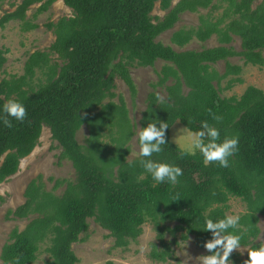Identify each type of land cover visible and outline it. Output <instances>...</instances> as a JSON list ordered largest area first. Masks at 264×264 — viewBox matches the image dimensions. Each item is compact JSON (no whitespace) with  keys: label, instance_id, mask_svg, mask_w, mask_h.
Listing matches in <instances>:
<instances>
[{"label":"trees","instance_id":"16d2710c","mask_svg":"<svg viewBox=\"0 0 264 264\" xmlns=\"http://www.w3.org/2000/svg\"><path fill=\"white\" fill-rule=\"evenodd\" d=\"M41 1L23 0L14 11H6L0 28L15 19L25 21L23 30L36 28L37 24L26 19V11ZM55 1L44 0L39 11L48 10ZM253 1L237 0L236 6L231 5L240 16L226 31H221L216 21L214 25L202 23L195 31L176 30L171 37L172 43L184 47L193 34L205 41L216 32L221 43H230V33H237L240 50L220 45L178 51L158 37L175 27L185 11L215 9V0H64L73 15L46 24L56 34L54 42L29 55L23 75H6L0 80V117L10 99L22 103L28 113L23 122L8 117L11 128L0 119V183L18 171L21 159L34 150L44 127L58 142L60 159L71 162L75 178L56 180L54 188L66 186L61 194L46 190L41 176L29 182L25 202L9 209L7 217H34L23 230L15 229L3 246L0 260L4 264L16 257L20 264H33L43 242H48L45 252L50 254L45 264L78 263L72 244L84 239L81 234L88 230L89 218L109 231L114 247H128L150 221L159 240V245L152 244L150 256L165 262L173 257L172 246L190 235L204 247L213 238L204 230L205 219L224 218L231 196L245 202L247 211L240 216V227L228 231L241 235V245L248 249L264 244L258 241V223L264 215V90L249 85L240 96L222 94L234 83L243 82L238 76L242 65L232 64L228 58L239 56L245 64L264 67V0L255 8ZM157 6L164 15L154 12ZM7 51L0 48V70L7 62ZM53 54L61 63L52 62ZM158 59L165 63L158 71L160 79L151 84L154 89L146 98L140 123L141 128L148 123H167V144L149 158L138 155L130 159L134 123L123 95L119 94V101L113 100L118 95L115 79L123 80L136 97L131 69L153 67ZM222 60L226 63L224 73L214 67ZM37 70L46 79H39L34 86ZM230 75L236 77L222 87L221 82ZM160 87L166 92L164 104L156 100L160 91L155 89ZM208 109L222 120H214ZM205 120L219 129L218 142L225 137L239 138L238 151L229 158L227 168L217 163L205 166L198 150L194 156L181 157V147L170 139L175 121L196 132ZM84 125L88 134L79 141L78 132ZM141 159L179 166L183 175L174 186L157 184L141 166ZM4 201L0 195V204ZM167 232L173 235L171 240L166 238ZM230 259L244 264L248 251L245 257L234 251Z\"/></svg>","mask_w":264,"mask_h":264},{"label":"rangeland","instance_id":"374dc122","mask_svg":"<svg viewBox=\"0 0 264 264\" xmlns=\"http://www.w3.org/2000/svg\"><path fill=\"white\" fill-rule=\"evenodd\" d=\"M22 1L23 0H0V18L6 11H14ZM236 1L237 0H222L223 5L227 3V15L233 13V7L231 5ZM43 2L44 0L33 3L26 11V19L33 24H37L36 28L23 30V23L25 21L21 19L12 20L8 22L4 28H0V48L8 50L6 52L7 62L0 70V80L6 75H23L25 73V63L29 55L36 50L47 49L56 39L55 32L53 29H49L46 24L50 21L57 22L62 17L73 15V9L67 6L64 0H61L59 5L56 0L48 10L40 12L39 8ZM260 2L261 0H256L253 7H256ZM155 11L159 15L165 14L158 6L154 12ZM209 12H211L210 9L200 8L196 12L181 16L176 27H173L168 33L166 31L161 34L160 40L165 44L170 43L174 30H197L202 23L203 26L206 23L214 25L212 14ZM220 14L218 10L215 11V15L213 16H219ZM189 16L190 18L192 17L191 20L186 19ZM233 20L234 19H232L231 22ZM224 24L225 20L218 21V26L221 27ZM193 38L196 37L194 36ZM210 38L207 41L199 39V43H190L191 40L189 41L190 44L188 43L189 46L187 49L200 50L203 47L214 45L234 46L236 49H241V38L238 36L234 35L233 41L225 44L220 43L219 36ZM186 46L181 48H185ZM179 47L175 46V49L182 50ZM53 60H58V62L61 63L56 54L52 55V62ZM229 60L232 64L242 65V72L238 76L243 79V82H236L232 88L230 87V89L223 91L222 94L224 96H240L249 85H255L264 90V67L251 63L245 64V60L239 56L232 57ZM164 63L165 61L161 60L156 62L153 67L135 66L131 69L132 77L137 84L138 93L136 97H132L130 89L123 80L118 77L115 79L116 88L114 91L118 95L113 100L119 101V94L123 95L127 107L129 108V116L132 123H134L133 129L135 132L130 139V143L132 144V151L129 154L130 159L139 155L136 134L141 129L140 121L142 113L146 109V98L149 92L154 89L151 84H155L160 79L158 71H160ZM168 63L171 64L170 62ZM214 67L224 73L226 70V63L222 60L214 64ZM45 71H48V69H45ZM233 77L236 76L230 75L228 79L223 80L221 86L224 87L227 85L229 83V78ZM39 79H46V75L37 70L32 79L34 86L39 83ZM155 90L160 91V94L163 96L166 94L162 87L159 89L156 88ZM109 100L110 98L106 99L105 102ZM125 126L126 129H129L127 122H125ZM88 130L87 125L82 127L78 132L79 141H83L84 136L88 134ZM187 131L190 130L180 121H175L170 128L171 141L180 147H186L189 143ZM60 153L61 149L58 146V142L52 138L50 129L44 127L42 135L34 150L21 159L18 171L8 177L4 182L0 183V191H3L4 194L2 196L5 198V201L0 204V255L3 246L10 241L12 232L15 229L19 231L23 230L28 221L34 217L33 215L29 217V219H13L11 216L7 217L9 209H15L25 201V189L29 182L41 176L43 186L46 190L53 191L55 194H61L66 186L62 185L54 188L56 180L60 178L73 180L75 178L71 162L66 159L61 160L59 157ZM228 203V214L230 215L239 214L241 216L247 211L245 202L238 197L231 196ZM88 220L89 228L85 233L81 234V237L84 239L72 244V248L79 257V262L76 264H108L109 261H112L114 264H200L203 255H210L206 248L198 246L194 236L190 235L188 240L180 241L178 245H173V257L163 262L153 259L150 256L153 247L152 244L156 243L159 245L157 230L150 221L143 225L142 235L137 240L131 241L128 247H114V238L108 235L109 231L102 228L94 219L89 218ZM169 224L173 225V223ZM258 225L260 227L258 241L264 243V215H260ZM180 234L181 232H178V238ZM166 238L171 240L173 235L167 232ZM46 245H48V242H43L40 245L38 259L33 264H45L46 261L50 259V254L45 252ZM141 248H143V252H141ZM242 248H244L243 252L239 250H237V252H239L242 257H245L248 247L242 246ZM0 264H4L2 260H0ZM229 264L236 263H234L233 259H230Z\"/></svg>","mask_w":264,"mask_h":264},{"label":"clouds","instance_id":"9594fccd","mask_svg":"<svg viewBox=\"0 0 264 264\" xmlns=\"http://www.w3.org/2000/svg\"><path fill=\"white\" fill-rule=\"evenodd\" d=\"M60 2L61 0H57L58 5ZM178 2L179 0H174V3ZM158 61H161V59L156 62ZM156 100L159 104L167 102L159 92L156 94ZM3 112L5 115L0 119L9 128L13 125L8 117L23 122L28 115L25 106L12 99L4 103ZM208 112L217 122L222 120V117L212 113L211 109H208ZM168 127L169 125L163 121L160 122L159 126L155 123H148L146 127L137 132L139 157L149 158L154 153L163 151L162 146L167 144L166 130ZM187 136L189 143L186 147L181 146V157L185 155L194 156L198 150L203 156L205 166L217 163L219 166L227 168L229 167V158L238 151L239 138L236 136L225 137L222 142H218L220 131L215 126L210 125L207 120L202 122L201 130L196 132L187 131ZM206 140L207 142H205ZM140 164L147 173L151 174L157 184L168 182L174 186L179 182L178 178L183 175L182 168L176 165L156 162L152 159H141ZM3 194V191H0V195ZM240 219L239 214H226L224 218L218 221H213L210 218L205 219L204 230L210 231L213 238L205 242L204 247L211 254L203 255L200 264H229L230 256L234 251H244V248L241 247V235L228 231L229 229H238ZM247 251L249 259L244 264H264V244H261L259 248L247 249ZM141 252H143V248H141ZM10 264H20V258L16 257Z\"/></svg>","mask_w":264,"mask_h":264},{"label":"crops","instance_id":"0c3cea01","mask_svg":"<svg viewBox=\"0 0 264 264\" xmlns=\"http://www.w3.org/2000/svg\"><path fill=\"white\" fill-rule=\"evenodd\" d=\"M215 2H216V4H217V7L215 8V9H213V10H211V12H209L210 14H212V21L213 22H216V21H221V20H225V24L223 25V26H219V29L221 30V31H226L227 30V28H228V26H229V24H230V22H231V20L232 19H236V18H239V16H240V13L237 11V10H234L233 9V13H231V14H228L227 15V3H225V5H223V3H222V0H215ZM254 2H256V0H254L253 1V4H252V8H255V7H253V5H254ZM234 5L236 6V4L234 3ZM258 5V4H257ZM256 5V6H257ZM204 9V8H203ZM207 9H210V8H207ZM220 11V15L219 16H213V15H215V11ZM194 12H196V11H194ZM190 13H192V11H185V12H183L182 14H181V16H183V15H186V14H190ZM229 13V12H228ZM209 15V14H208ZM186 19H192V17L190 18V16L189 17H187ZM177 24V23H176ZM175 27H176V25H175ZM171 30V29H170ZM170 30H168L167 31V33L170 31ZM174 31H176V30H174ZM192 31H195V29L194 30H192ZM165 33V32H164ZM169 34H171V33H169ZM231 34V36L232 37H234V35L235 36H238V37H240L237 33H230ZM161 36V35H160ZM160 36L158 37V40H160ZM193 37L195 36L196 38H193L192 37V41L190 42V43H199V37L196 35V34H193L192 35ZM213 36H219L218 34H216V33H214L211 37H213ZM211 39V38H210ZM207 41V40H206ZM233 41V40H232ZM231 41V42H232ZM189 43V44H190ZM221 43V42H220ZM168 45H172L173 46V48L175 49V46H178V45H176L175 43H172V41H170V43H167ZM189 44L185 47V48H181V47H179V48H181L182 50H187V48H188V46H189ZM221 44H223V43H221ZM225 44V43H224ZM217 46H220V45H214V46H210V47H207V48H212V47H217ZM177 50V49H176ZM238 50H240V49H238ZM178 51H180V50H178ZM27 187V186H26ZM26 190V189H25ZM26 199V198H25ZM23 204V203H22ZM29 222V221H28ZM28 224V223H27ZM27 226V225H26ZM2 252V251H1Z\"/></svg>","mask_w":264,"mask_h":264},{"label":"flooded vegetation","instance_id":"af4514ba","mask_svg":"<svg viewBox=\"0 0 264 264\" xmlns=\"http://www.w3.org/2000/svg\"><path fill=\"white\" fill-rule=\"evenodd\" d=\"M24 202H25V201H24ZM24 202H23V203H24ZM20 205H21V204H20ZM18 206H19V205H18ZM18 206H17V207H18ZM17 207H16V208H17Z\"/></svg>","mask_w":264,"mask_h":264}]
</instances>
